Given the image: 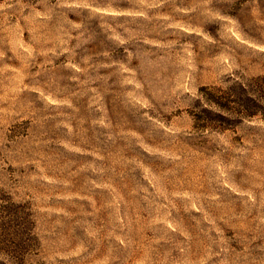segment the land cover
Listing matches in <instances>:
<instances>
[{
  "label": "rangeland",
  "instance_id": "1",
  "mask_svg": "<svg viewBox=\"0 0 264 264\" xmlns=\"http://www.w3.org/2000/svg\"><path fill=\"white\" fill-rule=\"evenodd\" d=\"M258 76L264 0H0V264H264Z\"/></svg>",
  "mask_w": 264,
  "mask_h": 264
},
{
  "label": "trees",
  "instance_id": "2",
  "mask_svg": "<svg viewBox=\"0 0 264 264\" xmlns=\"http://www.w3.org/2000/svg\"><path fill=\"white\" fill-rule=\"evenodd\" d=\"M264 76L256 77L259 84L264 85ZM205 102L202 111L214 113L221 120L232 117L250 119L256 115L264 118V92L253 91L249 84L235 80L232 84L221 90L214 87L205 93Z\"/></svg>",
  "mask_w": 264,
  "mask_h": 264
}]
</instances>
